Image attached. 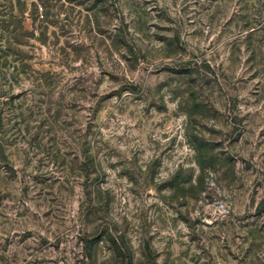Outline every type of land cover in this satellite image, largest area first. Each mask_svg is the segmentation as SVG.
<instances>
[{
    "label": "rangeland",
    "instance_id": "rangeland-1",
    "mask_svg": "<svg viewBox=\"0 0 264 264\" xmlns=\"http://www.w3.org/2000/svg\"><path fill=\"white\" fill-rule=\"evenodd\" d=\"M0 264H264V0H0Z\"/></svg>",
    "mask_w": 264,
    "mask_h": 264
}]
</instances>
